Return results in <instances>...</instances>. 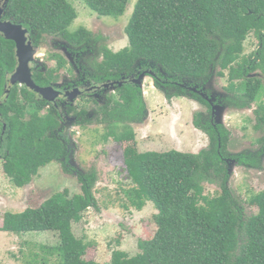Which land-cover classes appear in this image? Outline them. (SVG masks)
Wrapping results in <instances>:
<instances>
[{"label": "trees", "instance_id": "16d2710c", "mask_svg": "<svg viewBox=\"0 0 264 264\" xmlns=\"http://www.w3.org/2000/svg\"><path fill=\"white\" fill-rule=\"evenodd\" d=\"M60 1L52 7L48 0H42L38 7L34 3L32 8L39 19L50 24L51 28L46 30L58 28L67 42L81 45L82 50L85 46L87 51L92 50L96 40L90 38L89 32L82 28L68 32L76 13L66 0ZM80 1L98 17L115 19L124 15L129 0ZM125 34L128 46L120 53L113 54L104 44L99 47L101 54L90 61L102 72L92 74L94 81H121L150 71L154 75L153 86L168 102L186 97L209 108L198 94L186 88L200 89L212 83L213 74L223 77V71H227L226 89L235 90L239 97L223 104L243 109L250 107L259 93L264 96L259 76L248 77L257 72L264 76V0H137ZM248 35L257 41L258 49L251 56L254 58L242 57ZM3 82L0 77V92ZM118 93L120 102L110 101L101 107L98 122L105 124L107 130L102 141L111 136L115 143L128 144L122 156L133 186L123 191L128 201L123 207L141 211L146 203H151L157 211L156 229L151 238L138 241V253L134 256L116 250L109 262L103 264H264V191L252 194L246 201L230 191L227 170L216 155L217 138L225 143V132L215 128L210 118L204 120L201 113H196L193 126L207 133L210 150L198 154L175 150L138 153L131 125L139 124L144 116L141 89L126 83ZM17 94L11 92L6 104L0 105V116L7 120L3 146L8 155L3 173L13 179L16 188L25 187L36 176L37 169L51 161L59 163L63 172L70 175L71 170L65 164L66 139L59 135L58 116L42 104H29L33 102L32 94L25 91L19 94L23 98L19 104L23 105L17 106ZM122 100L125 104H121ZM15 112H29L30 118L19 122L7 119ZM83 112L79 116L81 121L75 124L80 128L89 122ZM253 114L255 127L259 123L264 126V103ZM39 141L44 146L34 151L33 146ZM263 154L264 146L252 155L232 159L239 165L244 163L257 169ZM25 172L29 174L22 178ZM76 177L80 194L69 197L68 190H64L38 209L5 213L0 232L18 235L50 232L57 236L58 242L46 252L55 254L59 264H100L84 259L89 244L72 232V223L79 222L83 212L99 211L92 191L97 176L90 169ZM204 184L218 186L219 192L205 193ZM245 203L255 207L256 212L248 214Z\"/></svg>", "mask_w": 264, "mask_h": 264}, {"label": "rangeland", "instance_id": "374dc122", "mask_svg": "<svg viewBox=\"0 0 264 264\" xmlns=\"http://www.w3.org/2000/svg\"><path fill=\"white\" fill-rule=\"evenodd\" d=\"M136 1L129 0L124 15L113 19L110 17H98L80 0H66L76 13V18L67 28L68 32H74L79 28L85 29L89 32L90 38L96 40L92 46L94 51H98L97 49L104 44L113 54L120 53L121 50L128 46L125 27ZM59 2L61 1L53 0L50 2V6L54 7ZM41 21L38 18L36 23L38 24ZM54 29L51 31L52 34L47 35L49 40L47 39L46 44H41L39 47V55L43 59L45 70H51L48 74L50 73L55 77L67 72L69 63L73 62L72 54L64 52V49L63 52L59 51V55L58 50L65 47L67 51L70 49V51L74 50V52H77L82 51V48L66 41L65 43H58V40L64 42L62 41L63 37L60 33L61 30L59 31L56 28L53 31ZM257 46L256 39L252 35H248L243 44L242 57L254 56V52L258 49ZM98 53L101 54L100 52ZM48 54L50 55L49 57L47 56ZM63 55L64 58L62 57ZM78 58L83 59L82 57ZM91 62L87 61L86 64L85 61H81V65L83 64L84 67L89 66L92 74L95 71L101 74V71H97L99 69L98 65H93L94 63ZM113 73H117V71L113 70ZM256 74L264 85V76L260 73L257 72L250 76L248 75V77H253ZM213 76L212 86L208 85L206 89L213 93L212 96L214 98H218V95H221L224 96V102H229L239 97V95H235V90L227 91L226 89L228 85L227 71H223V77H218L216 74H213ZM107 82L106 84L112 83ZM118 83L120 85L115 84L110 89L113 94H107L105 97L112 104L120 102L118 90L122 88L123 84L121 81ZM135 83L136 81L133 82L134 85ZM194 87L197 88V86H193L192 89ZM141 89L144 116L139 124L131 125L135 134V148L138 153H163L175 150L197 154L207 148L208 140L205 135L198 132L192 124L193 116L196 113H201L204 120L210 118L207 115V107H196L195 104H188L186 99H177L175 101L177 102L176 104L167 103L163 94L158 92L152 85L151 78L142 81ZM79 97L76 95L72 99L68 98L67 103L76 101L74 105H81L87 108V100ZM263 103L264 96L259 93V96H256L249 108L235 109L226 105L223 107L221 114L223 118L222 122L220 121V125L223 124L232 133L231 142L228 145L230 154L240 155L259 148L257 141L263 136L262 132L254 129L256 118L253 110ZM16 104L17 106L23 105L19 104V102ZM121 104H125V101L122 100ZM28 106L29 104H27L26 110ZM62 107L64 108L65 106L63 105ZM89 107L91 110L84 116L89 122H85L84 127L80 128L74 125L75 120L70 116L71 122L68 119L63 122V126H66L65 129L69 135L71 130L74 131L72 132L73 135L68 138L71 141L68 153L72 169H70V175L63 172L59 163L51 161L48 165L37 169L36 176L32 177L27 184L28 186L16 188L13 179L10 177L11 180L2 170L3 164L5 165L7 160L5 162L1 160L3 164L0 163V228L2 227L5 213L18 214L26 209H38L55 193L64 190H68L69 197L80 194V183L76 175L84 174L93 169L97 176V182L92 191L98 202L99 211L87 209L83 212L81 220L77 223H72V232L76 238L82 239L89 244L84 259L103 264L109 262L112 252L116 250L125 252L129 257L137 254L138 241L151 238L155 232L154 216L157 211L149 202L146 203L141 211H136L133 207H128V209L123 207L124 204L128 205L123 191L133 186L131 179L127 175L122 156V151L128 144L115 143L111 136L107 137L106 141H102V136L107 130L105 124L98 122L101 120V111L100 115L92 117L90 115L92 106L89 105ZM195 108L197 109L195 110ZM71 111L74 112L73 108ZM42 114H44V111H42ZM29 118V112H15L12 117L7 119L19 122ZM213 122L215 123L214 120ZM5 123H7V120ZM59 129L60 126L58 131ZM3 145H5V142H3ZM43 146V141L36 142L33 150L37 151ZM3 149L6 151L4 146ZM6 152L8 153V151ZM234 162L229 163L227 179V186L234 196L246 201L252 194L264 191V154L260 157L257 169L249 168L244 164L239 166ZM65 164H67V160ZM27 174L29 173L25 172L22 178ZM204 186L205 193L209 195L219 192V188L216 185L204 184ZM245 207L248 214L255 213L257 210L255 207H249L246 203ZM57 242V236L50 232H28L19 235L0 232V264H59L55 254L47 255L46 252V249L56 246Z\"/></svg>", "mask_w": 264, "mask_h": 264}, {"label": "flooded vegetation", "instance_id": "af4514ba", "mask_svg": "<svg viewBox=\"0 0 264 264\" xmlns=\"http://www.w3.org/2000/svg\"><path fill=\"white\" fill-rule=\"evenodd\" d=\"M48 1L49 3L51 2V0H48ZM41 2L42 0H0V25L6 24V25L11 26L12 28H14L15 34L19 32L21 33L23 32L22 36L20 37L23 41L21 42L22 51L24 53V50L26 49L25 54L27 58H29L30 60L29 69H30L31 81L33 82L34 85H36L40 89L42 88L43 92L45 93V96H43L44 93H40V92L38 93L32 90L31 88H29L28 86H25L22 83L11 84L12 77L15 74L16 69L18 68V65H19L18 58H17V44L12 39L10 40L7 39L5 34L0 31V62H1L0 63V66H1L0 67L1 68L0 77H3L4 79V82H3L4 85H2V89L0 92V105L6 104L7 102L6 99L9 97L11 92L16 93V94L18 93L16 95V99H17V101H15L16 103L23 101V98L20 95H21V91H25V92L32 94L33 102L29 104H37V105L42 104V106H45L47 109L52 110V112L55 115H57L59 118V124H60L59 125L60 126L59 135L62 138L66 139V153H67L66 160H67L68 167L71 169V164L69 161L70 156L68 154L71 141L68 138H70V135L74 131L71 130V134L69 135L65 129L66 126H63L64 125L63 122L65 121V119L66 120L69 119V116H70L72 119L75 120V123H74L75 125L78 121H81V117L79 116L82 110L84 111L82 114L84 116H86L87 112L91 110L89 105L92 106V113L90 114L92 117H95L98 114L100 115V111H101L100 108L105 107V105L108 104V102H110L106 100L105 98L106 95L113 93V91L110 90L111 87H107V88L103 87L108 82L98 83L94 81L92 79V73H90V69L87 68L88 66L84 67L83 64H82L83 66L81 65V61H85V63L87 64V61H92L96 58V56L99 55L98 51H94L93 49L90 51H87L88 49L87 47H86V51L84 49L82 51H77V52H74V50L70 51V49L69 51H67L65 47H62L61 49H59L58 50L59 55H60L59 51L63 52L64 49H65L64 52L68 54H72L73 62L69 63V68L67 72H64L62 75H57L54 77L50 73L48 74V72H50L51 70L50 71L45 70L44 65H43V59H41L39 55V47L41 46V44L43 45L46 44L47 39L49 40V37H47V35H49L50 33L52 34V32L51 30H46L45 28L46 27L51 28V26L46 20H42L40 23L37 24L36 20L38 19V15L35 12V10L32 8V5L34 3L38 4L37 5L38 7L39 3ZM62 41L64 42H60V40H58V43H65V40H62ZM79 47L82 48L81 45ZM47 56L49 57L50 55L48 54ZM62 57L64 58V55ZM78 57H82L83 59H79ZM47 59H50V58H47ZM98 59H100L99 61H101L102 56L99 57ZM8 67H9V70L7 69ZM61 76H63L64 78ZM140 76L142 77V81L143 80L145 81L147 78H151V82H152V78L154 75L150 71H144L138 76L134 74L127 78H122L121 83L122 84L133 83ZM109 82L118 83L119 81L114 80V81H109ZM135 85H137L141 89V87L138 84H135ZM152 85H153V82H152ZM208 85L212 86V83L207 84L200 89L197 87V91H199L200 93H203L205 96H208V97L212 96L213 93L210 90L206 89ZM186 89H188L189 92L193 94H197L196 91L195 92L191 91L192 87H187ZM75 91L78 92V94L76 95L80 96L79 98L83 97L84 100H87V104H86L88 105L87 108L85 106L82 107L81 105H78V106L74 105L76 101L74 103H69V104L67 103V99L70 97L69 95L74 93ZM46 96L51 98V100L44 99V97ZM198 96L202 98L199 94ZM223 97L224 96L218 95V98H214L215 101L212 104L207 103L202 98L208 104L209 108L206 105H201L199 102L193 99H190V98H186V97L185 98H172L169 102H171L172 104H176L177 102L175 101H177V99H180V100L186 99L188 100L187 102L188 104H195L196 107L204 106L209 109L210 120L212 121V124L214 125V127L215 128L220 127L226 134V142L223 144L221 143V140L217 138L218 143H217L216 155L220 159H222L225 169L227 170V174L229 175L228 173L229 163L232 161H235L234 163L239 165L235 159H232V157H235V156L247 157L246 156L247 154L252 155L253 153L258 152V150H260L261 147L264 146V126L262 124L260 125L259 123L258 126L255 127L256 123L254 124V129L262 132V136H263L262 138H259V140L257 141L259 145V148L257 150H251L250 152L242 153L240 155L234 154V153L230 154V152L228 151V145L231 142L232 133L223 124L217 125L216 123H214L213 117H212V107H214L215 105H220L224 107L226 105V104H223L224 103ZM169 102L167 101V103ZM63 105L65 107L61 108V106ZM72 108L74 112L71 111ZM196 109L197 108H195V110ZM9 115H13V114L10 113ZM193 120H194V116L192 119V124H193ZM201 121L202 119H200V122ZM194 128L198 132L203 133L206 139L208 140V146L207 148L203 150H207V151L210 150V143H209L210 139L207 133H205L204 131L200 129H197L195 126ZM5 133H6V123H5V120L2 119V117L0 116V163L4 162L5 157L8 155V153L4 151L3 149V142H4L3 139L6 136ZM211 185H214V184H211Z\"/></svg>", "mask_w": 264, "mask_h": 264}, {"label": "water", "instance_id": "95a60500", "mask_svg": "<svg viewBox=\"0 0 264 264\" xmlns=\"http://www.w3.org/2000/svg\"><path fill=\"white\" fill-rule=\"evenodd\" d=\"M18 29V28H17ZM0 31L3 32L6 36L7 39H12L13 41L16 42L17 44V58H18V68L16 69L15 74L12 77L11 80V84L14 83H22L25 86H28L29 88H31L32 90L36 91V92H40V93H44L42 88L40 89L39 87H37L36 85L33 84V82L31 81V77H30V69H29V58H27L26 54H25V50L24 53L22 51V44L21 42L22 39L20 38L23 34V32H19L17 34H15L14 32V28H12L9 25L6 24H2L0 25ZM141 82H142V77L140 76L137 80L135 84H138L141 87ZM115 84L120 85L119 83H111V84H105L103 87L107 88V87H114ZM191 91H196L197 94H199L207 103L212 104L215 99L213 96H205L203 93H200L199 91H197V88L192 89ZM76 94H78L77 91H75L74 93L70 94L69 99H72ZM43 96H45V93L43 94ZM54 97V96H53ZM44 99H48L51 100V98L49 97H44ZM222 109L223 107L220 105H215L214 107H212V117L213 120L215 121V123H217V125H220V121L222 122V118L221 114H222ZM69 122L72 121V119H68Z\"/></svg>", "mask_w": 264, "mask_h": 264}, {"label": "clouds", "instance_id": "9594fccd", "mask_svg": "<svg viewBox=\"0 0 264 264\" xmlns=\"http://www.w3.org/2000/svg\"><path fill=\"white\" fill-rule=\"evenodd\" d=\"M52 31V30H51ZM63 40H65L64 38H62ZM66 41V40H65ZM67 42V41H66ZM254 111V110H253Z\"/></svg>", "mask_w": 264, "mask_h": 264}]
</instances>
